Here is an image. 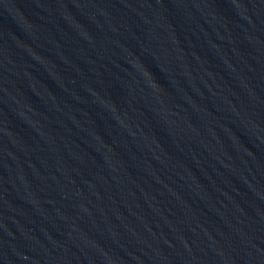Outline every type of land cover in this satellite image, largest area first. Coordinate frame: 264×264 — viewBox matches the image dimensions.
I'll return each instance as SVG.
<instances>
[{"label":"water","instance_id":"obj_1","mask_svg":"<svg viewBox=\"0 0 264 264\" xmlns=\"http://www.w3.org/2000/svg\"><path fill=\"white\" fill-rule=\"evenodd\" d=\"M0 264H264V0H0Z\"/></svg>","mask_w":264,"mask_h":264}]
</instances>
